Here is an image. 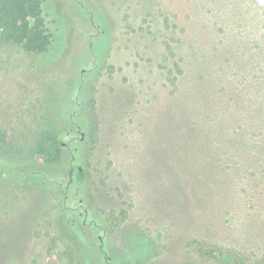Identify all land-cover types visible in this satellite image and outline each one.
<instances>
[{
	"label": "rangeland",
	"instance_id": "374dc122",
	"mask_svg": "<svg viewBox=\"0 0 264 264\" xmlns=\"http://www.w3.org/2000/svg\"><path fill=\"white\" fill-rule=\"evenodd\" d=\"M48 5L55 52L0 45V264H75L73 224L114 244L137 226L133 264H264V0ZM44 131L60 163L33 154Z\"/></svg>",
	"mask_w": 264,
	"mask_h": 264
},
{
	"label": "trees",
	"instance_id": "16d2710c",
	"mask_svg": "<svg viewBox=\"0 0 264 264\" xmlns=\"http://www.w3.org/2000/svg\"><path fill=\"white\" fill-rule=\"evenodd\" d=\"M51 12L48 0H0V45H16L35 56L48 57L57 50L58 36L56 16ZM94 43L95 40L90 41V48L94 47ZM96 55L101 57L100 54ZM81 105V102L73 105L72 115L77 131L81 132L79 139L89 127L81 111ZM8 142L5 133L0 132V155L12 153L6 147ZM64 148L57 131H44L32 152L43 163L50 165L62 161ZM75 162L73 157L70 167L72 176L68 185L72 182L80 186L85 181V173L75 165ZM79 212L82 224L100 225L96 221V214L91 212L87 205L81 206ZM66 228L73 239L75 264H133L149 243V238L137 226L127 229L117 244L111 240L105 241L108 235L105 230L102 239H97L98 242L95 243L93 240H96V237L94 239L89 231L77 224L68 225Z\"/></svg>",
	"mask_w": 264,
	"mask_h": 264
}]
</instances>
